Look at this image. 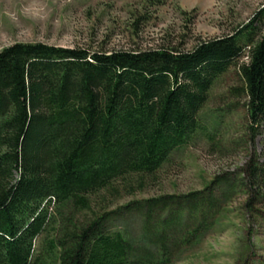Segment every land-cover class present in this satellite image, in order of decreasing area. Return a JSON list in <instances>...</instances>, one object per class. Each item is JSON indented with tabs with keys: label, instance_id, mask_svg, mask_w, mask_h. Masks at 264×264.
Returning a JSON list of instances; mask_svg holds the SVG:
<instances>
[{
	"label": "trees",
	"instance_id": "1",
	"mask_svg": "<svg viewBox=\"0 0 264 264\" xmlns=\"http://www.w3.org/2000/svg\"><path fill=\"white\" fill-rule=\"evenodd\" d=\"M263 21L264 8L232 35L190 51L92 52L43 43L1 50L0 264H174L215 226L220 185L245 190L250 209L264 202V162L251 157L239 179L79 217L93 211V196H115L118 181L154 176L189 144L212 87L235 66L255 141L264 124ZM133 214L148 246L109 227ZM42 235L48 240L38 251Z\"/></svg>",
	"mask_w": 264,
	"mask_h": 264
},
{
	"label": "rangeland",
	"instance_id": "2",
	"mask_svg": "<svg viewBox=\"0 0 264 264\" xmlns=\"http://www.w3.org/2000/svg\"><path fill=\"white\" fill-rule=\"evenodd\" d=\"M263 8L264 0H0V51L16 43L92 52L164 46L190 51L202 41L232 35ZM259 28L264 34V21ZM245 102L235 66L212 87L190 143L176 150L154 176L118 181L114 187L121 192L115 196L110 190L93 196V211L79 213L81 220L132 201L203 191L216 179L241 178L251 157L264 162V124L256 126L259 132L252 142ZM125 184L133 187L131 194ZM237 187L220 185L214 193L222 205L215 226L174 264H264V202L254 201L248 208L246 191ZM141 224L140 215L133 214L115 217L109 227L126 229L134 245L148 246L141 239ZM47 240L46 235L39 238L38 251Z\"/></svg>",
	"mask_w": 264,
	"mask_h": 264
}]
</instances>
